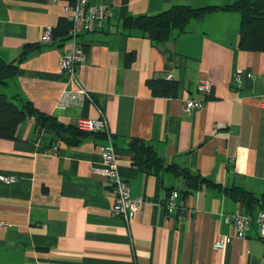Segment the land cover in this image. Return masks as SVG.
I'll use <instances>...</instances> for the list:
<instances>
[{
  "label": "crops",
  "instance_id": "0c3cea01",
  "mask_svg": "<svg viewBox=\"0 0 264 264\" xmlns=\"http://www.w3.org/2000/svg\"><path fill=\"white\" fill-rule=\"evenodd\" d=\"M235 1L91 0L110 7L104 21L78 35L87 54L77 79L93 101L61 105L63 92L76 88L60 71L72 41L43 43L41 37L47 26L55 28L60 18L69 17V2L0 0V55L18 65L17 74L0 83V93L31 101L65 127L104 115L119 151L121 176L132 197L146 199L130 222L115 215V196L97 171L103 167L99 145L105 136L84 132L73 138L67 131L59 139L32 116L19 125L16 139L0 138V174L17 176L13 183L0 180V264H264L256 224L244 235L235 234L224 249H214L219 234L234 233L222 214L247 213L226 189L264 194V52L239 48L241 17L231 10L191 20L166 44L122 27L128 16L173 5ZM26 44L43 47L18 61ZM131 52L136 58L128 65ZM240 71L238 84L234 78ZM153 78L177 81L178 95H153L147 85ZM202 78L213 81L209 96L197 89ZM187 99L206 103L186 112ZM134 139L151 145L165 165L188 168L215 185L187 192L186 181L174 172L141 168L131 149ZM174 190L181 217L165 207Z\"/></svg>",
  "mask_w": 264,
  "mask_h": 264
},
{
  "label": "trees",
  "instance_id": "16d2710c",
  "mask_svg": "<svg viewBox=\"0 0 264 264\" xmlns=\"http://www.w3.org/2000/svg\"><path fill=\"white\" fill-rule=\"evenodd\" d=\"M67 1L71 6L77 3V0ZM219 9L231 10L240 14V49L264 52V0H236L226 6L192 7L185 4L173 5L158 13L128 16L123 20L122 27L128 34L138 32L147 36L155 44H166L171 39L174 31L185 32L191 20L204 18ZM72 26V22L67 17L60 18L53 31V39L61 43L70 39ZM42 47V44H26L18 61L29 57ZM135 58L136 52L129 53L127 64L131 65ZM17 69L18 65L15 62L8 63L0 55L1 84H7L8 80L17 74ZM147 85L155 96L173 97L178 95L179 85L175 80L153 78L147 80ZM32 116H36L38 120H41L42 126L53 130L59 139L64 138L63 133L67 131L70 132L73 138H77V136L84 133L78 127H65L56 118L38 111L29 100L19 97L13 99L6 93H0V138L16 139L19 125ZM131 149L134 152L135 163L141 168L146 170L155 169L156 171L160 168H166V170L183 177L189 188L187 192L199 190L205 185H215L211 180L201 174L193 173L188 168L165 165L163 158L158 155L157 151L142 140L134 139ZM226 192L234 200L243 202L247 213L250 215H255L257 207L264 210V194L258 196L256 193L240 187L227 188Z\"/></svg>",
  "mask_w": 264,
  "mask_h": 264
},
{
  "label": "built area",
  "instance_id": "2783aa9c",
  "mask_svg": "<svg viewBox=\"0 0 264 264\" xmlns=\"http://www.w3.org/2000/svg\"><path fill=\"white\" fill-rule=\"evenodd\" d=\"M67 12L69 13L68 19L73 24L70 32L72 44L70 49L60 59V71L76 82V88L63 92L59 100L61 105H66L78 99L93 101L91 93L77 79V68L84 63L87 54L86 47L78 41V35L84 31H92L97 23L104 21L110 14V7L93 4L91 0H77L75 5L67 7ZM53 31V27L47 26L42 34L41 41L43 43L51 42L53 40ZM253 76L254 74L252 73L248 74L249 78H253ZM234 80L241 84L243 72H237ZM197 89L204 95L209 96L214 89L213 81L210 78H202L198 81ZM205 103L206 101L204 100L187 99L185 110L186 112H191L201 109ZM261 104L264 106V96L261 97ZM77 127L83 132L102 133L105 136L106 141L99 145L103 167L98 168L97 171L105 177L115 196L112 212L130 222L138 213L142 212L146 199L143 196L132 197L129 183L121 176L118 163L120 155L115 146L107 118L104 115L99 118H81L77 123ZM57 148V146L54 147L55 150ZM0 180L6 183H13L16 182L17 176L14 174H0ZM165 207L169 213H173L178 217L182 216V208L178 204V192L176 190L168 195ZM222 215L224 221L233 228L234 233L219 234L214 242L215 250L224 249L232 242L235 234H246L252 224H256L259 236L264 243V210L258 211L255 215H250L237 209Z\"/></svg>",
  "mask_w": 264,
  "mask_h": 264
},
{
  "label": "water",
  "instance_id": "95a60500",
  "mask_svg": "<svg viewBox=\"0 0 264 264\" xmlns=\"http://www.w3.org/2000/svg\"><path fill=\"white\" fill-rule=\"evenodd\" d=\"M39 131H42V129H40ZM49 133H52V131H49Z\"/></svg>",
  "mask_w": 264,
  "mask_h": 264
}]
</instances>
